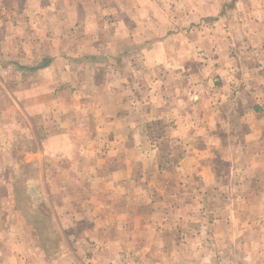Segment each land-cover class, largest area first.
I'll use <instances>...</instances> for the list:
<instances>
[{
    "label": "rangeland",
    "instance_id": "374dc122",
    "mask_svg": "<svg viewBox=\"0 0 264 264\" xmlns=\"http://www.w3.org/2000/svg\"><path fill=\"white\" fill-rule=\"evenodd\" d=\"M96 5L0 19V264H264V0Z\"/></svg>",
    "mask_w": 264,
    "mask_h": 264
},
{
    "label": "crops",
    "instance_id": "0c3cea01",
    "mask_svg": "<svg viewBox=\"0 0 264 264\" xmlns=\"http://www.w3.org/2000/svg\"><path fill=\"white\" fill-rule=\"evenodd\" d=\"M14 13L21 16L18 18V23L7 22L6 20ZM100 14L96 0H0V19L3 17L5 20V32L12 31L13 33L15 31L17 38L12 43L17 48L29 49L30 53L37 46L35 44L36 37L40 40L52 41L51 45L56 44L55 41L58 39L83 38L84 41L89 40L88 45L94 46L97 44L96 39L100 41ZM24 17L29 19V24L24 22ZM15 24H18L19 27L15 28L17 26ZM23 27L26 28L23 29ZM2 30L4 29L2 28ZM24 30H28L32 34L25 35L22 33ZM28 39H32V41L29 42ZM20 61L30 60L21 57ZM48 61L49 59L45 63ZM48 66L42 67L47 68Z\"/></svg>",
    "mask_w": 264,
    "mask_h": 264
},
{
    "label": "trees",
    "instance_id": "16d2710c",
    "mask_svg": "<svg viewBox=\"0 0 264 264\" xmlns=\"http://www.w3.org/2000/svg\"><path fill=\"white\" fill-rule=\"evenodd\" d=\"M46 65H47V63H44V64H41L40 67H42V66H46Z\"/></svg>",
    "mask_w": 264,
    "mask_h": 264
}]
</instances>
